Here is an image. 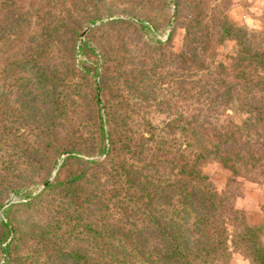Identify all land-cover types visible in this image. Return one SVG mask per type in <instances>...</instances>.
<instances>
[{"label":"rangeland","instance_id":"rangeland-1","mask_svg":"<svg viewBox=\"0 0 264 264\" xmlns=\"http://www.w3.org/2000/svg\"><path fill=\"white\" fill-rule=\"evenodd\" d=\"M15 1L17 9L7 8V18L1 15L0 19V264H104L109 240L87 235L86 224L105 233L128 224L126 217L131 222L135 218L114 208L117 193L124 192L116 168L129 156L118 153L108 158L105 147L110 143L103 141L100 128H125L121 136H132L140 143L143 127H138L139 132L137 125L145 121L164 127L173 119L184 121L183 115L213 133L220 122L242 125L248 115L235 100L221 97L214 102L216 96L203 93L208 83L227 77L218 78L220 70L217 76L198 71L201 53L199 60L187 64V70L201 73V82L183 83L187 72L176 55L184 49L189 13L182 9L177 18L176 0ZM203 3L238 26L264 33V0ZM170 35L165 55L148 50L166 43ZM212 49L213 45L202 53L205 66L229 65L239 47L233 40L214 45L215 57ZM74 58L77 65L84 61L85 75ZM142 69L152 73L142 75ZM126 70L136 75L131 91L119 83L120 73ZM127 77L131 79V73ZM96 99L102 101L104 115ZM129 103L139 110L131 113L125 108ZM111 116L115 122L109 123ZM166 132L170 144L183 142L181 131ZM258 146L257 161L246 156L249 163L239 162L237 173L218 158L200 166L208 184L222 197L230 219L233 237L221 264H253L240 244L244 226L259 229L264 245V148ZM81 178L76 188L65 190V182ZM105 203L113 209L108 211L111 218ZM8 244L11 254L4 251ZM111 245L115 251L131 248L117 240ZM72 251L86 258L75 263ZM114 258V264H152L135 261L132 254Z\"/></svg>","mask_w":264,"mask_h":264},{"label":"trees","instance_id":"trees-1","mask_svg":"<svg viewBox=\"0 0 264 264\" xmlns=\"http://www.w3.org/2000/svg\"><path fill=\"white\" fill-rule=\"evenodd\" d=\"M50 2L45 1V3ZM16 3L15 0H0V19H3L1 15L7 18V8L16 10ZM77 3V0H73V4ZM176 3L177 18L182 9L188 10L189 13L184 49L176 55V58L182 61L181 69L187 72L183 83L185 86H191L201 75L200 72L187 70V64L199 60L201 53L198 71L207 70L217 76V71L220 70L218 78L227 77L225 80L218 79L212 84L208 83L203 93L216 96L214 102L221 97L225 101H237L248 116L242 125L232 121L220 122L218 127H214L213 133L205 130L195 118L187 119L183 115L184 121L173 119L164 127L154 126L151 122L145 121L137 125L139 132L141 129L138 127H143L140 143H136L132 136L122 137L125 128L113 131L100 128L103 141L109 140L110 143L105 147L108 158L118 153L129 156L123 166L116 168V176L124 192L117 193L118 200L114 208L120 209L122 214L131 212L135 218L131 222V218L126 217L128 224L117 226L116 230L105 233H98L90 223L86 224L87 235L101 241L109 240L105 244L109 250L103 252L104 264H109L110 259H113L112 264H114L117 262L115 256L130 254L136 257L135 261L144 259L152 264L224 262L233 237L230 231V219L222 205V197L212 189L207 177L200 171L201 163L211 158H218L225 168L237 173L239 162L243 161L247 165L249 162L246 156L257 161L256 150L260 149L258 145L264 148V44H262L264 33L238 26L223 12L216 13V10L204 4L203 0H193V2L176 0ZM67 5L70 6L69 3ZM216 7L218 6L214 8ZM213 11L214 15L211 14ZM2 30L1 26L0 31ZM171 36L166 43L159 42L157 46L148 50L165 55ZM227 40L236 41L239 47L238 52L231 57L230 64L215 66L211 62V67L208 66L209 64L205 66L202 62V53L207 54L212 45L214 51V45H222ZM213 53L215 57V51ZM106 63L108 57L104 55L103 65ZM74 64L79 67L82 74H86L85 68L82 67L84 61L81 65H77L74 58ZM75 65L73 66L76 67ZM141 71L138 73L141 72L142 75L152 73V69ZM128 72L131 73V79L127 77ZM135 76L133 72L127 70L120 73L119 83L122 88L127 91L134 89ZM200 82V79L196 81L198 84ZM98 89L102 90V83ZM193 91L195 90L187 92ZM198 94L200 96L201 93L198 91ZM96 106L101 112L103 103L100 99H96ZM135 107L129 103L125 108H130L129 111L134 113L135 109L139 110ZM101 113L104 115L103 112ZM106 113L107 117H110V114ZM112 122H115L114 116L109 119V123ZM166 130L169 133L181 131L184 136L183 142L178 145L170 144L172 140L166 138L168 134ZM71 151V155L76 152ZM84 176L86 178V175ZM83 180L84 178L75 182H65L63 186L66 191H72ZM109 201L111 199L107 200ZM126 203L128 204L125 205ZM165 205L171 210H168L169 208L166 210ZM104 210L107 217L111 218L108 211L113 209L108 203H105ZM9 229L11 231V227ZM239 239L244 252L252 258L253 264H264V245L260 240V230L244 226ZM113 240L121 242L122 245L127 243L131 248L125 247L123 251H115V246L111 245ZM8 246L4 249L5 254H11V244ZM71 253L75 263H80L86 258V254L81 252ZM120 264L124 263L120 262Z\"/></svg>","mask_w":264,"mask_h":264},{"label":"water","instance_id":"water-1","mask_svg":"<svg viewBox=\"0 0 264 264\" xmlns=\"http://www.w3.org/2000/svg\"><path fill=\"white\" fill-rule=\"evenodd\" d=\"M87 31H88V30H85V31L83 32V34H82V36H81L82 38H84V37H85V35H86ZM47 185H48V184H47Z\"/></svg>","mask_w":264,"mask_h":264}]
</instances>
